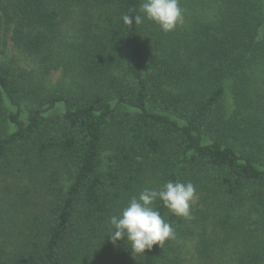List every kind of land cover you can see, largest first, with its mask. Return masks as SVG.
I'll return each instance as SVG.
<instances>
[{
	"label": "trees",
	"instance_id": "trees-1",
	"mask_svg": "<svg viewBox=\"0 0 264 264\" xmlns=\"http://www.w3.org/2000/svg\"><path fill=\"white\" fill-rule=\"evenodd\" d=\"M140 3L0 0V264H264V0H179L169 32ZM177 180L175 239L110 241Z\"/></svg>",
	"mask_w": 264,
	"mask_h": 264
},
{
	"label": "clouds",
	"instance_id": "clouds-1",
	"mask_svg": "<svg viewBox=\"0 0 264 264\" xmlns=\"http://www.w3.org/2000/svg\"><path fill=\"white\" fill-rule=\"evenodd\" d=\"M138 13L134 17L122 16L126 25H139L148 19L169 32L182 23V9L179 0H141ZM195 197V187L191 182L168 181L160 189L144 188L138 196H133L118 215L108 221L107 237L115 244L124 240L130 244L132 254H144L154 245L162 246L175 239V230L166 222L153 205L159 200L169 212L177 217H190V204Z\"/></svg>",
	"mask_w": 264,
	"mask_h": 264
},
{
	"label": "rangeland",
	"instance_id": "rangeland-1",
	"mask_svg": "<svg viewBox=\"0 0 264 264\" xmlns=\"http://www.w3.org/2000/svg\"><path fill=\"white\" fill-rule=\"evenodd\" d=\"M57 68H59V69H57ZM54 67V68H52L51 69V71H52V74H51V76H52V79H53V81L54 82H56L57 81V78L60 76V73H61V71H62V68L61 67ZM57 69V70H56ZM54 82H52V83H54ZM226 103H227V105H229L230 104V99H227L226 100ZM189 254H188V252H187V254H186V256H188ZM219 255H220V253H219ZM219 255H216V261H219V259L221 258V257H223V256H219Z\"/></svg>",
	"mask_w": 264,
	"mask_h": 264
}]
</instances>
